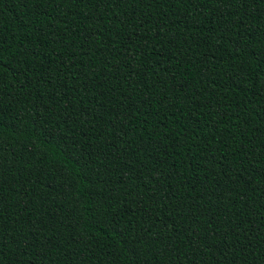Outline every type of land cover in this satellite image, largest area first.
<instances>
[{
  "label": "trees",
  "instance_id": "16d2710c",
  "mask_svg": "<svg viewBox=\"0 0 264 264\" xmlns=\"http://www.w3.org/2000/svg\"><path fill=\"white\" fill-rule=\"evenodd\" d=\"M0 264H264V0H0Z\"/></svg>",
  "mask_w": 264,
  "mask_h": 264
}]
</instances>
